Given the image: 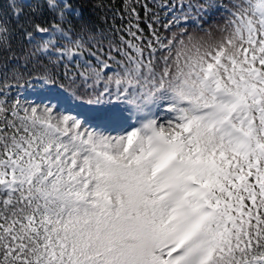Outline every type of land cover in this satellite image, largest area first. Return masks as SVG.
Masks as SVG:
<instances>
[{
    "label": "snow or ice",
    "instance_id": "obj_1",
    "mask_svg": "<svg viewBox=\"0 0 264 264\" xmlns=\"http://www.w3.org/2000/svg\"><path fill=\"white\" fill-rule=\"evenodd\" d=\"M137 3L33 71L0 16V264H264V0Z\"/></svg>",
    "mask_w": 264,
    "mask_h": 264
},
{
    "label": "trees",
    "instance_id": "obj_2",
    "mask_svg": "<svg viewBox=\"0 0 264 264\" xmlns=\"http://www.w3.org/2000/svg\"><path fill=\"white\" fill-rule=\"evenodd\" d=\"M51 2L55 4V7H49L50 0H0V16L5 18L7 26L12 31L11 44L16 52V59L11 60V64H15L21 70H24L25 67L29 71L34 70L32 64L25 60L24 53L30 50V46L23 41V30L31 29L33 22L48 27L50 31L54 25L59 24L62 29L70 33V40L74 41L77 38L87 40L90 31L107 34L112 31L113 25L119 28L122 24L127 23L125 8L130 3H135L136 0H51ZM152 2L153 0H140V3H149L150 6ZM140 3H137L136 6L141 14V26L145 28V34H147L145 24L151 21L145 20ZM14 5H18L19 15H17ZM153 10L160 16V23L156 24V27L160 28L164 35H167L168 33L161 28V25L166 22L162 17L163 12L159 9ZM61 12H63V16H61ZM121 16L125 17L123 21L120 19ZM218 18L219 16H217ZM55 38L59 41V45L70 44L69 40L59 39L58 34H55ZM113 38H115L114 32ZM37 41L42 43L39 34ZM63 63H67V61L65 60ZM63 63L59 65L57 71H63ZM68 67L75 70L73 64H68ZM9 83L13 84L12 95L16 96L15 90L23 87V81H21L20 87H16L13 81H9Z\"/></svg>",
    "mask_w": 264,
    "mask_h": 264
},
{
    "label": "rangeland",
    "instance_id": "obj_3",
    "mask_svg": "<svg viewBox=\"0 0 264 264\" xmlns=\"http://www.w3.org/2000/svg\"><path fill=\"white\" fill-rule=\"evenodd\" d=\"M25 1H27V0H25ZM60 1H63V0H60ZM43 39H45V40H47V39H55L57 41V39L55 38V33H52V31H50L49 35H45L43 37ZM57 45H59V41H57ZM60 45H64L65 47H70V44H66V43H63V44H60ZM15 94H16V96L21 97V98H25V97H28L30 95L29 90L27 88H25V87H21L20 89L15 90ZM160 115L164 116V113L161 112ZM132 120H130L128 123L129 124H136L135 118H133ZM130 122H132V123H130Z\"/></svg>",
    "mask_w": 264,
    "mask_h": 264
}]
</instances>
